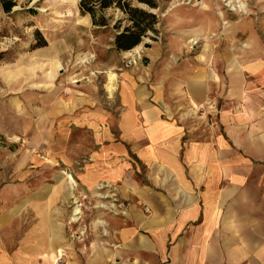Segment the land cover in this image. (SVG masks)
<instances>
[{"label":"crops","instance_id":"obj_1","mask_svg":"<svg viewBox=\"0 0 264 264\" xmlns=\"http://www.w3.org/2000/svg\"><path fill=\"white\" fill-rule=\"evenodd\" d=\"M249 47L201 55L193 73L181 70L158 83L123 70L120 119L100 110L73 126L100 129L105 141L118 140L119 124L128 149L103 141L94 154L98 177L90 169L82 183L94 193L99 180L119 179L130 189L127 217L59 211V186L67 183L68 193L75 185L57 179L29 198L32 209L2 212L0 264H264V44L256 32ZM192 105L213 108L194 128L189 114H180ZM129 154L147 168L148 186L135 179L133 161L122 162ZM89 215L92 222H84ZM18 218L35 222L10 227Z\"/></svg>","mask_w":264,"mask_h":264},{"label":"rangeland","instance_id":"obj_2","mask_svg":"<svg viewBox=\"0 0 264 264\" xmlns=\"http://www.w3.org/2000/svg\"><path fill=\"white\" fill-rule=\"evenodd\" d=\"M82 1L16 0L11 14L0 7V215L32 209L35 202L29 198L50 190L59 179L75 185L68 193L67 183L59 186L54 195L59 211L127 217L130 189L122 188L119 179L99 180L94 193L84 187L90 169L98 177L94 154L104 139H99L100 129L73 123L100 110L120 119L117 93L123 70H137L150 84L158 83L181 70L193 73L201 55L248 51L254 32L264 44V0H155L157 9L138 5L156 14L159 24L157 33H148L129 52L114 46L120 31L115 26H127L125 15L116 8L98 12L97 19L104 17L108 26H96L92 16L81 11ZM43 41L46 46L40 47ZM212 109L192 105L180 114L188 113L194 128L198 117L206 119ZM107 131L113 133L115 127ZM120 138L118 124V140L108 136L103 147L128 149ZM131 161L135 179L148 186L147 168L130 154L122 160ZM158 183L161 186V178ZM67 195H74L69 205ZM88 217L84 222H92ZM34 222L18 218L9 225L27 228Z\"/></svg>","mask_w":264,"mask_h":264},{"label":"trees","instance_id":"obj_3","mask_svg":"<svg viewBox=\"0 0 264 264\" xmlns=\"http://www.w3.org/2000/svg\"><path fill=\"white\" fill-rule=\"evenodd\" d=\"M138 5H145L150 9H157L155 0H83L80 9L84 14H89L94 24L100 27H107L108 23L104 17L97 19L96 14L111 8L119 9L125 15L127 26L122 30V24L115 26L120 30L114 38L116 50L129 52L138 47L148 33H157L156 26L159 18L153 12L140 8ZM0 7L5 14H11L17 7L16 0H0ZM121 23V22H120ZM40 36V33H38ZM41 40L42 37L40 36ZM46 42L40 47H45Z\"/></svg>","mask_w":264,"mask_h":264},{"label":"bare ground","instance_id":"obj_4","mask_svg":"<svg viewBox=\"0 0 264 264\" xmlns=\"http://www.w3.org/2000/svg\"><path fill=\"white\" fill-rule=\"evenodd\" d=\"M73 1L75 2V0H73ZM82 61H83V60H82ZM51 70H52V68H51ZM49 72H50V71H49ZM52 73H53V72H52ZM46 75H47V74H46ZM53 76H54V75H53ZM48 77H49V76H48ZM111 77H112V78L115 77L114 74H111ZM54 79H55V78H54ZM43 80H44V79H43ZM49 80H50V79H49ZM48 82H49V81H48ZM48 82H47V83H48ZM50 82H51V81H50ZM50 82H49V83H50ZM49 83H48V84H49Z\"/></svg>","mask_w":264,"mask_h":264},{"label":"built area","instance_id":"obj_5","mask_svg":"<svg viewBox=\"0 0 264 264\" xmlns=\"http://www.w3.org/2000/svg\"><path fill=\"white\" fill-rule=\"evenodd\" d=\"M56 264H62L61 259L56 262Z\"/></svg>","mask_w":264,"mask_h":264}]
</instances>
